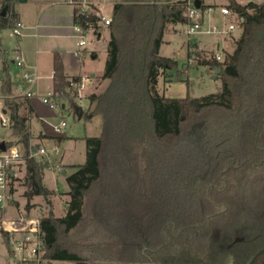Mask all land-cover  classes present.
<instances>
[{
    "label": "trees",
    "instance_id": "1",
    "mask_svg": "<svg viewBox=\"0 0 264 264\" xmlns=\"http://www.w3.org/2000/svg\"><path fill=\"white\" fill-rule=\"evenodd\" d=\"M229 4L241 18L234 51L220 61L195 46L183 69L160 47L168 22L189 20L187 0L114 5L102 76L108 84L89 95L86 115H101L102 129L85 138L86 161L66 178L64 215L54 213V192L43 183L49 161L26 159L25 208L31 211L35 195L49 206L40 214L45 257L78 264H219L228 251L238 262L259 249L251 264H264V2ZM92 8L76 9L74 21L98 30L101 16ZM16 21L8 8L0 31ZM198 64L222 67L219 91L181 98L155 93L161 71L187 74ZM80 80L67 75L55 51L58 106L76 105ZM12 86L10 77L1 80L4 106L28 149L29 116L8 96ZM89 224L95 232L86 235Z\"/></svg>",
    "mask_w": 264,
    "mask_h": 264
},
{
    "label": "crops",
    "instance_id": "2",
    "mask_svg": "<svg viewBox=\"0 0 264 264\" xmlns=\"http://www.w3.org/2000/svg\"><path fill=\"white\" fill-rule=\"evenodd\" d=\"M124 1H152V0H0V14H2L5 7H6V12H7V9L9 8V14H12V13L16 14L17 21H20L23 24L22 35L19 36V38H15L14 40H11L10 38L12 36L11 27L4 28L0 31V39H1L0 40V48H1L0 49V77H1V80L7 77H10L13 82V86H12V92H13L15 85L22 81V71L24 67L36 68L40 74V78L36 86L37 95L34 96L33 98H17V99L21 103L20 112L27 113L29 116L27 120V124L31 132V142L35 144H42V142L44 143L47 142L46 144L48 145V146L46 145L44 146H46L49 149V155L44 156L39 159H43V158L47 159L49 163L51 164L50 167H48L44 171L43 183L46 187H48L50 190L54 192L49 197V199L52 202V208L54 211H55V198L58 196V193L60 192L58 191V189L47 185L46 183L47 175L50 170L54 171L55 169H58V170L61 169V174L66 180L67 176L76 170V167H74L75 165L84 163V162L75 163L71 158H69L68 153H66V151L63 152L62 146L64 143H66L67 141L73 138L77 139V141L78 140L85 141L86 143L85 138L88 136L75 137V136H69V135L67 136V133L65 132H56L52 126V123H50L48 120H45V115L41 111L42 107L39 108V106H41L42 103H44L43 101H41L43 92L41 91V84H39V81L41 79L49 80L48 87L52 90L53 61H54L55 51H58L60 53L62 60L64 62L66 73L69 77L86 76L85 73H83V63H84L83 56H85L86 54L85 52L87 50L85 48L81 49L79 47L81 46L79 44L80 38L76 40L77 39L76 37H79V36L74 29V26L76 24V22L74 21L76 9L78 8L84 9L83 7H80L81 5L85 6V9H87L88 7L90 8L94 7L95 9H97L98 12L107 15L104 11L105 6L110 5L114 8V5L116 3L124 2ZM165 1L175 2L179 0H165ZM200 1H201V4L205 6L206 5H223V4L229 3V0H200ZM112 12H113V9H112ZM107 16L112 17V14L107 15ZM90 29H93L94 32L96 33V29H94L93 27H90L88 31ZM238 29L240 28L238 27ZM6 30L10 32L7 34ZM97 32L99 33L98 36H101L102 34L101 30L99 29ZM174 32L179 33V31H174ZM197 34H201V33H197ZM188 35L190 36L193 34H188ZM165 41L166 40H165V34H164V42ZM219 41H221L223 45V49H222L223 51L221 50V53H224L225 50L230 51L228 49L229 42L227 40L226 42L223 41V39ZM16 44L20 46L21 52L24 56V60H25L24 67L18 66L14 62V60L11 58V50ZM175 44H179V42L176 41ZM195 45H197V47L202 51L207 52V50H210V49L202 48L197 43ZM222 45H221V48H222ZM161 47H160V50H161ZM96 56L97 55H94L93 57H96ZM187 62L190 63L189 54H188ZM204 66L206 68H209L207 65H204ZM103 73H104V70L102 73H99V74L91 73L90 77L92 78V81H90V83H87L82 89H84L87 85L93 86L92 84L94 80L96 81L105 80L106 81V79L102 78ZM1 80H0V86H1ZM3 95L4 94H0V96H3ZM82 98H83L82 95L80 96L78 95V97H76L75 100L77 99L82 100ZM0 103H1V100H0ZM90 106H91V102L89 99L86 112L84 111L83 106H81L83 109L82 116L85 113L86 114L88 113ZM33 122H35L34 124L38 127V129H36L38 130L37 133H33ZM10 127L11 126L0 127V134H2L1 131L7 130ZM60 135H64L66 138L62 140L60 143H57L54 137L60 136ZM2 141L9 142L11 140L3 139ZM54 148L57 149L58 151L57 153H54L53 151ZM26 174H24L23 180L21 178L16 183L14 200L10 203V205L7 208L16 207L18 210V214L20 212V213H25L28 216L40 217V214H42V212L46 209L37 208L36 210L33 211V208H32L31 211L27 212L25 208L24 211H21V207H20L21 205H19L17 201V198H18L17 196H18V191H19L18 189H19L20 184L24 183L26 185L27 183ZM69 189L70 187L68 188V190L65 191L63 195L60 194V196L64 197L63 203L65 206V211H66L67 202L70 199V196L68 194ZM35 196H38V195H35ZM34 197L32 199L33 203H38V202H41L42 200L46 202V199L44 197L39 201H34ZM6 210H7L6 214L8 216V209ZM18 214L16 213V215H13V216H17ZM58 216H62V215H58Z\"/></svg>",
    "mask_w": 264,
    "mask_h": 264
},
{
    "label": "rangeland",
    "instance_id": "3",
    "mask_svg": "<svg viewBox=\"0 0 264 264\" xmlns=\"http://www.w3.org/2000/svg\"><path fill=\"white\" fill-rule=\"evenodd\" d=\"M152 1H158V2H166L165 0H152ZM240 2H248L250 0H239ZM257 2H264V0H255ZM174 3V2H169ZM85 7V6H84ZM85 9V8H84ZM90 11L94 10L90 7L87 8ZM113 7L110 5H107L104 7V11L107 15L112 14ZM112 18V17H111ZM12 28V27H11ZM167 29V31H166ZM99 30V29H98ZM98 30H96V33L93 29H90L85 34V44L79 46L81 49L85 48L87 51L85 52V56H83V73H85L86 76L90 78V81H92V78L90 77L91 73H102L105 69L107 57H108V43L110 40V30L108 26H104L101 24V36H98ZM165 42L162 44L160 54L167 57L175 58L179 61L180 68H186L188 66V54L191 48H195L196 43L199 44L202 48L210 49L207 50L208 54L216 53L215 43L218 40L223 39V41L226 42V40L229 42L228 50H225L226 52H233L236 48V41L241 35L242 29L236 30L232 35L228 36H222L219 34H207V33H201V34H193L188 35L185 29L184 22H169L166 24L165 28ZM174 31H179V33H175ZM10 31L6 30V33L8 34ZM11 40H14L15 38L19 37H10ZM78 40L79 37H76ZM1 40V39H0ZM179 42V44H175V42ZM223 48H221L222 50ZM223 51V50H222ZM94 55H97L96 57H93ZM190 64V63H189ZM215 77V78H214ZM187 79V80H185ZM39 84H41V91L43 92V96H46L48 92L51 91V89L48 87L49 80L47 79H41L39 81ZM108 81L101 80L96 81L94 80L93 86L87 85L84 89L82 87L78 90L79 96L82 95V100H75L76 105L70 104L68 101L65 102V106H57L56 109L50 108L46 103H42L39 108H41V111L45 115V120H48L52 124H59L62 120H65L67 122V125L63 128L61 132L67 133V136H99L102 129V116L98 115L93 118H88L86 113L79 118L76 107L77 106H83L84 111H87V105L89 102L88 96L93 93H100L105 87L107 86ZM97 88V89H96ZM222 88V81L219 77V74L215 73V70L211 68H206L203 64L198 65H191L188 68L187 74H180L176 70L172 71H161L157 82L154 85L155 93H158L160 95H164L166 97L170 98H181L185 97L188 94L194 97H201L207 94H210L212 92H217ZM90 92V94H89ZM0 94L1 93V86H0ZM42 96V97H43ZM42 101V98H41ZM91 106L88 110V112L91 110ZM36 122V121H35ZM33 122V133H37L38 127ZM35 125V127H34ZM2 134H0V142H3V139L11 140L14 143H18L20 137L16 134H14V130L10 127L7 130L1 131ZM34 141V140H33ZM8 142V141H7ZM35 142V141H34ZM42 142V141H41ZM32 143V142H31ZM47 142H42L43 145H46ZM63 152L66 151L68 153L69 158H71L75 163H81L85 162L86 160V143L85 141H80L75 138L67 141L62 146ZM44 159V158H43ZM51 165V164H50ZM50 167V166H49ZM48 168V167H47ZM45 168V170L47 169ZM44 170V171H45ZM26 174V170H22L21 176L23 180V175ZM46 183L48 186L54 187L58 189L60 193H58V196L55 198V211L54 213L58 215H64L65 213V206L63 203V196H60V194H64L66 190H68V183L65 180V178L61 174V169H55L54 171L50 170L47 178ZM18 204L21 205V211L25 210V203L27 201L25 197V192L27 191V186L22 183L19 186L18 189ZM43 198V196H35L34 201H39ZM31 203H33L31 201ZM33 211L37 208H43L46 209L42 212V215H44V212H48L49 206L47 202L42 200L38 203H33ZM8 209V216H13L18 214V210L16 207H9ZM7 211V210H6ZM35 214V213H34ZM7 215V214H6ZM41 217V216H40ZM87 230L86 235L89 233H94L95 229L93 226H90V224L84 229ZM82 237H85V234H82ZM259 250V249H258ZM5 255L6 253H2ZM8 261H12L11 258H7ZM248 260V259H247ZM246 260V261H247ZM246 261H238L235 260L234 255L228 251L227 255L224 257V259L219 264H245Z\"/></svg>",
    "mask_w": 264,
    "mask_h": 264
},
{
    "label": "built area",
    "instance_id": "4",
    "mask_svg": "<svg viewBox=\"0 0 264 264\" xmlns=\"http://www.w3.org/2000/svg\"><path fill=\"white\" fill-rule=\"evenodd\" d=\"M187 4L186 16L189 20L184 24L188 34L207 33L219 34L225 37L232 35L238 30V27L241 28L239 13L229 3L206 5L204 7L201 4L200 7H197L195 0H187ZM80 7L85 8L82 5ZM97 14L101 16L100 24L109 26L112 22L111 16L98 11ZM74 29L80 38L79 44H85V34L89 28L86 29L76 23ZM22 30L23 24L16 21L11 29V34L14 37H19L22 35ZM221 45L222 43L219 40L215 43V57L220 61L224 60ZM11 58L18 66H25L24 56L18 44L12 48ZM192 60L190 58V63ZM39 78L40 74L36 68L24 67L22 81L15 85L14 91L8 96L12 98H33L37 95L36 86ZM87 83H90V78L88 76L81 77L79 89ZM4 98L5 95L0 96V127L11 126L7 111H3L5 109ZM42 101L52 109H56L58 106L53 100L52 90L42 97ZM66 125L65 120L57 125L52 124L56 132H61ZM53 151L54 153L58 152L56 148ZM48 155L49 149L46 146L35 143H31L28 149L21 142L14 143L11 146L6 144L5 150L0 149V264H78L70 260H50L44 256V240L41 236L40 217L28 216L20 212L17 216L6 215V209L15 197L16 183L22 178V170L24 169L27 172L26 159H39ZM6 233H8L10 246L6 241ZM3 252L6 254L3 255ZM8 257L12 261H8Z\"/></svg>",
    "mask_w": 264,
    "mask_h": 264
},
{
    "label": "water",
    "instance_id": "5",
    "mask_svg": "<svg viewBox=\"0 0 264 264\" xmlns=\"http://www.w3.org/2000/svg\"><path fill=\"white\" fill-rule=\"evenodd\" d=\"M195 5H196L197 7H200V6H201V1H200V0H195ZM2 14H3V15L6 14V7L4 8ZM218 48H219V46H218ZM221 70H222V67H217V68L215 69V73H216V74H219V72H220ZM3 111L6 112V109H4ZM82 111H83V109H82L81 106H77V107H76V112H77L79 118L82 117ZM0 149H1V150H5V149H6V143H5L4 141H3V142H0ZM259 252H260V250H256L253 254H251V256L248 258V260L246 261L245 264H251L252 261H253V259L256 257V255H257Z\"/></svg>",
    "mask_w": 264,
    "mask_h": 264
}]
</instances>
